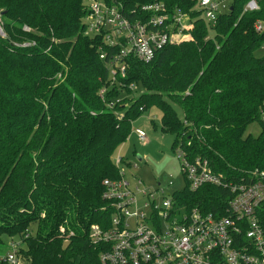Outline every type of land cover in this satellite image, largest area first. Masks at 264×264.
Masks as SVG:
<instances>
[{
  "label": "trees",
  "instance_id": "16d2710c",
  "mask_svg": "<svg viewBox=\"0 0 264 264\" xmlns=\"http://www.w3.org/2000/svg\"><path fill=\"white\" fill-rule=\"evenodd\" d=\"M117 1L129 19L163 1L188 14L191 37L148 62L127 56L126 78L112 82L108 58L118 48L102 33L86 34V0H0V250L5 238L18 240L28 264H103L105 243L89 236L92 224L110 222L103 181L119 177L115 154L150 107L190 163L205 160L234 179L264 171V57L255 54L263 37L253 28L263 12H242L243 0H233L211 22L195 10L198 0ZM134 84L144 88L137 98ZM254 121L257 136L245 132ZM182 177L173 203L215 212L226 190H191Z\"/></svg>",
  "mask_w": 264,
  "mask_h": 264
},
{
  "label": "built area",
  "instance_id": "2783aa9c",
  "mask_svg": "<svg viewBox=\"0 0 264 264\" xmlns=\"http://www.w3.org/2000/svg\"><path fill=\"white\" fill-rule=\"evenodd\" d=\"M233 0H198L201 14L211 22L218 14L232 9ZM242 12L262 11L264 0H243ZM117 0H91L85 19L87 32L102 33L104 42L117 47L108 59L112 82L126 78L127 56L148 62L155 52L170 43L191 37L193 23L187 13L177 8L169 11L163 1L140 6V12L150 11L140 19L127 18ZM256 33L263 37L264 17L253 22ZM0 36H5L0 11ZM34 42H25L28 46ZM106 52L100 58H106ZM105 90L100 91L104 100ZM112 107L113 102L107 103ZM264 121L263 115L261 116ZM139 140L143 131L135 129ZM181 172L191 190L213 185L226 190L215 212L199 206H176L171 194H163L158 185L154 190L130 184L119 171L117 179L103 181L104 199L111 204L108 226L90 227L93 242L105 243L99 258L103 264H264V171L250 170L237 179L215 172L206 161L190 163L183 151L176 149ZM117 154L116 165L121 163ZM140 182V181H138ZM172 182H170L171 184ZM162 193L161 198L158 194ZM140 197L144 201H140ZM68 231V235H72ZM20 242L7 240L0 250V264H28L19 251Z\"/></svg>",
  "mask_w": 264,
  "mask_h": 264
},
{
  "label": "rangeland",
  "instance_id": "374dc122",
  "mask_svg": "<svg viewBox=\"0 0 264 264\" xmlns=\"http://www.w3.org/2000/svg\"><path fill=\"white\" fill-rule=\"evenodd\" d=\"M90 2L91 0H86L87 8ZM195 10L198 11L199 7L195 6ZM22 28L25 31L31 30L30 27L25 25ZM86 34L92 36L87 30ZM255 54L258 57H264V49H257ZM117 85L119 86L118 83ZM142 92H144V88L141 84H134L131 96L137 98ZM174 107L181 117L182 110L180 106L174 104ZM160 121L161 111L157 106L146 110L133 121L131 133L120 145L115 156L119 153L124 159V162L118 165L119 171L123 172V177L131 185L137 184L141 189L151 191L159 184L164 189L163 194L167 195L182 191L185 188V182L181 174L180 159L176 153L177 147L174 144L176 135L170 132H163ZM135 129L145 133L146 139L144 141L138 139L134 132ZM260 130V124L254 121L248 125L245 132L257 136ZM170 182L172 183L170 184ZM163 194L159 192L157 197L161 198ZM144 200V198L140 197V201ZM30 229L31 232H34L35 224H32ZM4 240L7 242L6 238ZM8 240L11 239L9 238Z\"/></svg>",
  "mask_w": 264,
  "mask_h": 264
}]
</instances>
